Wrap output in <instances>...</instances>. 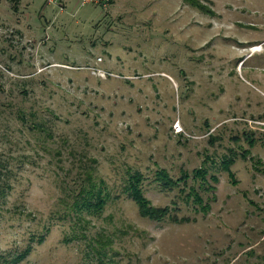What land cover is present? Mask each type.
I'll return each instance as SVG.
<instances>
[{
  "label": "rangeland",
  "instance_id": "rangeland-1",
  "mask_svg": "<svg viewBox=\"0 0 264 264\" xmlns=\"http://www.w3.org/2000/svg\"><path fill=\"white\" fill-rule=\"evenodd\" d=\"M199 1L0 0V264H264V0ZM202 166L208 212L156 179Z\"/></svg>",
  "mask_w": 264,
  "mask_h": 264
},
{
  "label": "trees",
  "instance_id": "trees-1",
  "mask_svg": "<svg viewBox=\"0 0 264 264\" xmlns=\"http://www.w3.org/2000/svg\"><path fill=\"white\" fill-rule=\"evenodd\" d=\"M189 4L198 8L201 11H205L208 14H214V11L209 8L207 5L203 4L199 0H186ZM109 3H113V0H110ZM102 6V5H101ZM110 75V73L108 74ZM235 162L233 157L226 158L223 160V167L226 170H230L231 165ZM209 170L206 166L196 168L193 170V174H183L179 178H173L170 176L166 170L161 169L157 172L156 179L159 184L166 190H173L179 188L181 191L188 190L186 197L194 203L197 208L204 212H208L211 208L209 201H206L201 193V191L210 192L213 191V185L210 184L208 180ZM233 175V173H230ZM189 179L194 180L199 185H189ZM212 181H218V178L215 175H211ZM143 175L139 171H135L129 174L125 180L124 189L127 194V197L132 199L138 207L140 215L144 218H147L154 222H163V221H175L178 222L180 219L173 212L170 206H157L152 203V201L145 195V190L142 185ZM181 184L183 187H181ZM79 197L74 201L73 206L76 210H98L100 211L103 208L104 203L107 198H109V193L103 191L101 184L93 183L92 179L87 186L82 187L78 192ZM210 198V197H209ZM185 219H182V221Z\"/></svg>",
  "mask_w": 264,
  "mask_h": 264
},
{
  "label": "built area",
  "instance_id": "built-area-1",
  "mask_svg": "<svg viewBox=\"0 0 264 264\" xmlns=\"http://www.w3.org/2000/svg\"><path fill=\"white\" fill-rule=\"evenodd\" d=\"M46 4L48 5H55L59 4L63 0H44ZM82 5H85L87 3H94L102 6H107L110 2V0H80Z\"/></svg>",
  "mask_w": 264,
  "mask_h": 264
},
{
  "label": "bare ground",
  "instance_id": "bare-ground-1",
  "mask_svg": "<svg viewBox=\"0 0 264 264\" xmlns=\"http://www.w3.org/2000/svg\"><path fill=\"white\" fill-rule=\"evenodd\" d=\"M254 50H257L258 49V47H255V48H253Z\"/></svg>",
  "mask_w": 264,
  "mask_h": 264
}]
</instances>
